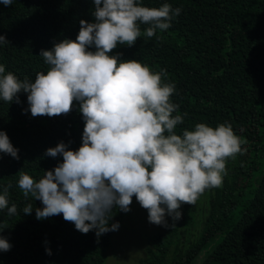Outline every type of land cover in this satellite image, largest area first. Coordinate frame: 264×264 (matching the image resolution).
Here are the masks:
<instances>
[{"label": "trees", "instance_id": "1", "mask_svg": "<svg viewBox=\"0 0 264 264\" xmlns=\"http://www.w3.org/2000/svg\"><path fill=\"white\" fill-rule=\"evenodd\" d=\"M141 2L151 7L169 3L181 12L168 30L152 38L142 35L132 47L118 45L110 55L166 70V82L176 86L172 100L179 114H187L178 132L197 123H231L246 140V151L227 162L222 186L206 190L198 208V201L185 204L182 219L166 218L168 226L147 238L138 264H264V0ZM94 8V0L0 4V35L9 41L0 45V64L6 73L34 81L38 72L48 70L41 50L75 40L81 20L95 22ZM27 95L19 94L20 103L0 100V130L19 149L18 160L0 153V192L11 184L10 206L18 208L13 217L0 212V230L12 245L0 252V264H106L114 231L100 237L96 230L83 234L62 214L37 220L35 208L43 204L25 200L18 187L21 171L38 181L63 161L46 156L48 148L64 142L78 150L85 127L78 102L70 114L33 117L25 111ZM27 203L33 205L31 215L22 212ZM112 212L109 226H121L125 212L117 207Z\"/></svg>", "mask_w": 264, "mask_h": 264}, {"label": "clouds", "instance_id": "2", "mask_svg": "<svg viewBox=\"0 0 264 264\" xmlns=\"http://www.w3.org/2000/svg\"><path fill=\"white\" fill-rule=\"evenodd\" d=\"M0 4L11 6L13 0ZM94 5L95 22L81 20L75 40L41 50L48 70L34 81L6 73L0 64V100L20 103L19 94L27 93L25 111L33 117L67 115L78 102L85 121L78 150L64 142L48 148L46 156L63 161L38 181L21 171L18 187L25 200L43 204L35 208L37 220L62 214L83 234L117 231L119 222L109 226L112 210L131 211L133 197L148 211L150 223L167 227V216L179 221L182 205H195L206 190L222 186L227 162L246 151V140L227 122L197 123L178 132L187 114H179L172 100L176 86L166 82V70L110 55L118 45L132 47L142 35L152 38L168 30L180 8L146 6L141 0H94ZM142 25L147 26L143 31ZM6 43L0 35V45ZM0 153L19 159V149L3 130ZM11 188L8 184L0 192V212L6 210L9 217L18 214L17 205L10 206ZM33 210L27 203L22 212ZM2 232L0 252H7L12 245Z\"/></svg>", "mask_w": 264, "mask_h": 264}, {"label": "rangeland", "instance_id": "3", "mask_svg": "<svg viewBox=\"0 0 264 264\" xmlns=\"http://www.w3.org/2000/svg\"><path fill=\"white\" fill-rule=\"evenodd\" d=\"M203 197L204 194L197 200L196 208L203 202ZM130 207L131 211L125 213L119 229L111 235L106 264H138L145 255L147 238L163 229V225L149 222L148 211L135 198Z\"/></svg>", "mask_w": 264, "mask_h": 264}]
</instances>
